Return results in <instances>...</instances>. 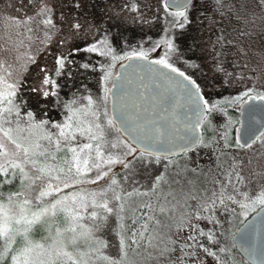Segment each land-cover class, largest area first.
Wrapping results in <instances>:
<instances>
[{"label": "snow or ice", "instance_id": "1", "mask_svg": "<svg viewBox=\"0 0 264 264\" xmlns=\"http://www.w3.org/2000/svg\"><path fill=\"white\" fill-rule=\"evenodd\" d=\"M168 2L169 6L183 9L170 13L174 27L186 29L190 24H203L204 20H208L210 26L217 27L219 35L216 44L221 51L214 58L217 60L215 70L218 72H224L220 57L224 55L223 49L226 46L235 47L237 53L246 56L244 45H253L252 37L256 34L253 27L257 19L262 21L261 27L264 29V0H209L205 10L211 11L213 16H207L202 11L199 17L190 16L192 9L197 7L195 0ZM256 9L259 10V16L256 15ZM130 10H138L135 2L131 3ZM51 11L42 3L37 12V15L44 18L42 23L45 26H52ZM81 27L79 22H69V31L73 28L78 31ZM259 35L264 37V31ZM166 47L168 51L164 56L152 63L176 74L170 76L164 73L177 89L183 91L185 98L192 101L191 111L195 119L190 123L195 132L201 126V121L217 105H210L205 99L201 84L173 65L171 54L177 49L171 40L166 41ZM96 50L95 45L87 49ZM134 55L147 59L143 52ZM56 63L62 68L63 58L58 57ZM191 66L198 67L195 64ZM234 67L239 65L234 63ZM41 71L44 69L41 68ZM252 71L256 72L257 69L253 68ZM109 77L110 73L106 71L104 79ZM256 79H260V76L257 75ZM50 83L54 86V82L45 76L43 84ZM261 89H264V85H261ZM107 91L97 101L89 98L87 108L74 109L71 103L66 104L67 116L62 123L37 121L31 111L21 116L19 106L13 99L16 95L15 85L7 84L6 89L0 91V175L8 176L11 168L12 176L19 175L21 186L20 191L7 197V203L3 202V192L0 191V264H94V258H101L106 264H134L129 252L138 255V249L158 264H185L186 259L191 264H204L201 253L213 258H217V253L200 243L197 237L206 236L209 244L219 247L218 237L214 232L205 234L192 223L193 219L204 218V213H213L218 205L226 206V201L239 203L245 210L255 211L260 207L264 211V184L259 185L258 194L254 191L251 195L244 194L241 200L236 198L241 194L240 186L247 187L245 177L241 175L245 167L252 166L254 161L259 164L264 158V151L253 147L256 140L251 137L241 145L252 150V158L248 159L247 164L242 159L233 158L227 168L217 163L215 169L209 167L205 172L199 165L189 168L187 164L181 165L165 157L173 168L171 176L166 178L163 174L157 175L146 190L125 189L114 174L109 175L112 166L122 165L125 170L123 179L127 181L128 173L135 172L136 162L146 164L152 161L145 159L146 152L137 149L135 144L119 137L112 138L111 130L115 128L119 131V127L108 118L106 110L101 112L107 103ZM42 95L47 98L56 93L45 90ZM243 97L264 101V90H258L254 84L245 90ZM243 97H236L235 102L239 103ZM249 111H254V107H250ZM13 113L15 119L12 118ZM13 124L15 127H11ZM121 126H124L123 120ZM53 128L55 132L50 131ZM77 133L86 135L90 141L96 142L95 145L84 144L79 151L76 147H70L74 141L79 143ZM132 139L137 140L136 137ZM186 139L188 143L184 152L198 143H204L199 135H189ZM259 142L264 145V133ZM105 147L115 149L116 154L109 151L105 155L102 150ZM86 149L88 152L82 156L81 153H85ZM160 150L165 149L161 146ZM60 153L64 155H58ZM68 153H71V159ZM153 155L147 152V156ZM155 159L158 162L159 155ZM92 169L96 170L94 176L88 175ZM252 176H264V172H258L253 167ZM106 177L109 182L96 190L89 191L81 187L85 184H98ZM89 209L92 211L89 212ZM113 217L120 238L119 259L102 254L107 244L97 236L105 227L111 229L109 220ZM186 229L195 233L186 237V241H193V244L179 238V233ZM195 245L199 246V251ZM177 251L181 255L174 257ZM219 251L225 252V249L219 248Z\"/></svg>", "mask_w": 264, "mask_h": 264}, {"label": "rangeland", "instance_id": "2", "mask_svg": "<svg viewBox=\"0 0 264 264\" xmlns=\"http://www.w3.org/2000/svg\"><path fill=\"white\" fill-rule=\"evenodd\" d=\"M17 1L19 0H0V91H4L7 84L15 85L16 95L13 99L19 106L21 116L28 112L29 107L24 93L27 92L31 96L30 92H32L34 117L37 121L46 120V117L37 118L35 105L45 99L42 92L49 91V84L44 85L43 80L45 76L51 75L54 63L51 57L68 56L76 52L77 55H85L84 65L93 67V70L99 72L96 81L99 90L98 98L104 97L108 90L107 103L101 112L106 110L108 118L111 119L109 91L111 80L116 75L118 66L134 53L143 52L151 60L159 59L168 51L166 41L171 40L177 49L175 53L171 54L173 65L178 70L191 75L201 84L205 99L210 105H217V108L208 114L201 123L200 135L204 143H199L181 158L170 160L179 162L181 165L187 164L189 168L199 165L203 171L207 172L209 167L215 169L217 163H221L224 168H227L233 158L242 159L245 164L248 159L252 158V150L242 148L238 144L237 132L239 107L247 99V97H243V93L252 88L254 84L258 90H264L261 89V85H264V46H262L264 37L259 35L264 31L261 27V20L257 19L256 25L253 27V31L256 33L252 37L253 45L251 47H248L247 44L244 45L247 55L242 56L236 52L235 47L226 46L223 49L224 55L220 57L224 72H218L215 70L217 60L214 58L216 53L221 51L220 46L216 44V38L219 35L217 27L210 26L208 20H204L203 24L199 25L190 24L186 29L174 27L173 17L170 13H175V11L168 10L164 5V0H23L20 3ZM132 2L137 4V11L130 10ZM42 3L52 10L50 14L52 26H45L42 23L44 18L37 15ZM195 3L197 7L192 9L190 16L199 17L202 11L207 16H213L211 11L205 10L209 6V0H195ZM77 4L80 6L76 7ZM259 14V10L256 9V15L259 16ZM213 18L219 19V17ZM69 22H79L82 27L78 31L74 28L69 31ZM157 44H159L158 47ZM93 45L97 50L87 51ZM113 57L119 58L113 59ZM234 63L239 67H234ZM192 64L198 65V67H192ZM245 64L248 67H244ZM41 68L44 71H41ZM253 68H256L257 71L253 72ZM106 71L110 73L107 80L104 79ZM228 73L231 75H227ZM257 75L260 76V79H256ZM22 83L25 84V87H21ZM236 97H243V99L237 103L235 102ZM72 102L62 96L57 101L59 112L55 114L60 119L47 120L51 122L61 120L60 123H62V119L64 121L67 116L65 105L71 103V106H74L77 104L76 101L73 104ZM12 118L15 119L14 113ZM11 127H15V124ZM50 131L55 132L56 130L53 128ZM111 134L112 138L119 137L126 140L115 128L111 130ZM260 137L261 135L253 147L264 151V145L259 142ZM78 141L79 143L74 141L69 146L76 147L79 151L83 146L80 139ZM102 150L105 155L109 151L113 155L116 154L115 149L110 150L105 147ZM85 152L88 150L86 149ZM58 155L62 156L64 153ZM81 155L84 156V153ZM68 158L71 159V153H68ZM145 159L152 162L146 164L136 162L135 172L129 173V175H133L130 181L123 179L124 174H118L119 168L122 170L120 164L113 165L109 175L114 174L125 189L132 191L133 188L146 190L157 175L163 174L167 178L173 174V168L168 164L167 159H159L158 162L148 156H145ZM253 167L258 172H264V158L259 164L254 161L252 166L245 167L241 173L245 177L247 187L240 186L241 194L236 197L237 200L243 199L244 194L251 195L254 191L258 194L259 185L264 184V176H252ZM8 171V176L0 175V191L3 192L4 203H7V197L11 193L21 190L19 175L12 176L11 168ZM95 173L96 170L92 169L88 175L94 176ZM108 182L109 178L106 177L98 184H85L81 187L89 191L96 190ZM209 186L211 187V185ZM68 191L73 190L69 189ZM190 203L194 202L190 201ZM88 211L90 212L92 209ZM255 211L242 209L239 203L233 204L226 201V206L218 205L213 213H204V218L193 219L192 223L202 229L205 234L214 232L218 237L220 248H232L235 251L231 240L232 235L238 226ZM87 215L86 212L85 216ZM109 224L111 229L105 227L97 233V236L107 244V247L102 249V254L112 259H119L120 238L115 230L118 226L114 217L109 220ZM189 234L195 235L191 229L182 231L179 233L180 240L193 244V241H186ZM197 239L205 246L214 248V251L217 250L216 245L207 242L206 236H198ZM195 247L199 251V246L195 245ZM188 250L186 249V251ZM137 251L140 254L129 252V257L134 264H158L156 260L150 259L147 253L139 249ZM176 253L173 256H176ZM201 255L204 264H212L213 260L210 256L203 253ZM94 264H106V262L101 258H94ZM186 264H191V261L187 260Z\"/></svg>", "mask_w": 264, "mask_h": 264}, {"label": "water", "instance_id": "3", "mask_svg": "<svg viewBox=\"0 0 264 264\" xmlns=\"http://www.w3.org/2000/svg\"><path fill=\"white\" fill-rule=\"evenodd\" d=\"M164 5L171 11H183L169 6L168 0H164ZM153 61L133 55L118 66L109 91L111 119L119 127L122 137L146 154L173 157L187 153L199 143L184 152L188 143L186 137H201L200 127L195 132L191 129L190 121L195 119L191 111L192 101L187 100L183 91L164 75L176 74ZM250 107H254V111L250 112ZM122 120L124 126H121ZM263 132L264 101L247 98L239 107L237 142L241 146L250 137L257 140ZM133 137L137 140L134 141ZM161 146L164 151L160 150ZM231 240L236 253L246 264H264V211L259 207L245 219Z\"/></svg>", "mask_w": 264, "mask_h": 264}, {"label": "trees", "instance_id": "4", "mask_svg": "<svg viewBox=\"0 0 264 264\" xmlns=\"http://www.w3.org/2000/svg\"><path fill=\"white\" fill-rule=\"evenodd\" d=\"M23 0L17 1V3L22 2ZM85 55H77L76 52L69 54L68 56H62L64 60V65L61 68L57 63V58L52 56L51 58L54 60L53 66L51 69V75L48 77L50 81L54 82V86L52 83L49 84V92H55L56 95H49L47 98L40 100V103L35 105V111L38 119H42L46 117V120L49 119H56L59 118L57 115L59 112V107L57 105V101L62 97L65 96L69 102L76 101L77 104L72 106V108H87L88 107V100L91 98L93 101H97L99 97V90L96 86V81L99 76V72L97 70H93V67H89L84 65V57ZM130 57V56H129ZM50 58V59H51ZM128 58V57H127ZM98 74V75H97ZM26 81V80H24ZM21 87H25V84L22 83ZM31 96L28 93H24V98L27 100L28 110L33 112V93ZM73 104V103H72ZM60 119V118H59ZM59 120L58 122H60ZM63 122V119H62ZM80 134L77 133L78 140L80 139V143L83 146L87 143H93L95 145V141H90L87 136H79ZM73 144V142H72ZM71 144V145H72ZM86 151V150H85ZM87 152L84 153V156ZM183 154L168 157L169 159H176L181 158ZM147 156V154H146ZM149 158L155 159V156H148ZM160 159H165V157H160ZM118 174H124L125 170L118 171ZM132 176V177H131ZM133 178V175H129L127 181ZM247 219V218H246ZM219 247L216 246L217 250L213 248L212 251L217 253V258H210L213 260L212 264H217V259L219 260V264H246L241 257L232 249H225V252H220ZM181 255V253H176L177 257ZM187 262V259H186ZM185 262V264H186Z\"/></svg>", "mask_w": 264, "mask_h": 264}]
</instances>
